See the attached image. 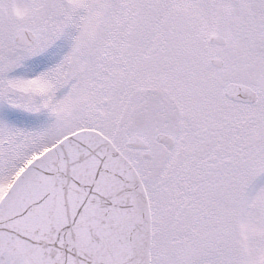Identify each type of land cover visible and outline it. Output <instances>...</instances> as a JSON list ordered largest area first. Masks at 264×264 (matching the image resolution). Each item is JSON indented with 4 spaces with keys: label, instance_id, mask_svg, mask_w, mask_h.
I'll use <instances>...</instances> for the list:
<instances>
[{
    "label": "snow or ice",
    "instance_id": "6c2138e0",
    "mask_svg": "<svg viewBox=\"0 0 264 264\" xmlns=\"http://www.w3.org/2000/svg\"><path fill=\"white\" fill-rule=\"evenodd\" d=\"M0 264H264V0H0Z\"/></svg>",
    "mask_w": 264,
    "mask_h": 264
}]
</instances>
